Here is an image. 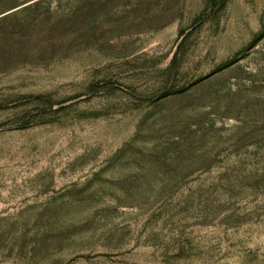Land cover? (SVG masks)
Masks as SVG:
<instances>
[{
    "label": "rangeland",
    "instance_id": "1",
    "mask_svg": "<svg viewBox=\"0 0 264 264\" xmlns=\"http://www.w3.org/2000/svg\"><path fill=\"white\" fill-rule=\"evenodd\" d=\"M0 264H264V0H0Z\"/></svg>",
    "mask_w": 264,
    "mask_h": 264
}]
</instances>
